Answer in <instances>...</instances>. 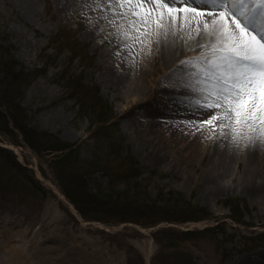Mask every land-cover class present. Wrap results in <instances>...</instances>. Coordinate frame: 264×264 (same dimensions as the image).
Returning a JSON list of instances; mask_svg holds the SVG:
<instances>
[{"label": "rangeland", "instance_id": "374dc122", "mask_svg": "<svg viewBox=\"0 0 264 264\" xmlns=\"http://www.w3.org/2000/svg\"><path fill=\"white\" fill-rule=\"evenodd\" d=\"M83 2L0 0V40L9 44L29 74L13 95L29 124L28 133L51 134L77 147L95 183L104 184L107 177L99 156L116 163L122 153L140 168V176L130 183L136 192L156 197L160 191L167 196L164 191L171 189L175 199L182 195L212 215L171 224L180 229L220 228L216 235L183 238L168 247L153 237L164 222L144 228L131 222L84 220L49 164L60 152L36 153L12 132L10 138L0 134V264H14L10 251L22 242L23 255L33 251L43 256L39 264L52 260L47 249L56 246L66 251L64 264H264V242L256 244L253 238L264 233V194L251 193L264 185V177L249 172L254 160L258 174L264 175L263 139L253 146L249 137L255 133L247 126L229 131L237 150L223 174L221 131L215 124H201L207 117L198 119L194 113L201 110L202 100L176 95L178 83L154 79L166 65L159 57L161 41L118 49L119 39L110 42L106 33L92 31L85 19L88 13L80 8ZM195 30L191 37L181 31L183 53L196 46ZM138 59L145 65L142 75L130 66ZM125 75L136 76L138 89L120 80ZM101 105H108L114 116L107 130L115 141L110 148L103 136V141L93 140L96 131L103 135L102 128L92 124L100 118L95 114L103 110ZM91 146L95 165L86 161L94 155Z\"/></svg>", "mask_w": 264, "mask_h": 264}, {"label": "snow or ice", "instance_id": "6c2138e0", "mask_svg": "<svg viewBox=\"0 0 264 264\" xmlns=\"http://www.w3.org/2000/svg\"><path fill=\"white\" fill-rule=\"evenodd\" d=\"M80 8L98 34L119 39L118 49L195 27L201 51L178 65L176 95L202 93L198 119H207L199 122L225 137L247 126L253 146L264 139V0H84Z\"/></svg>", "mask_w": 264, "mask_h": 264}, {"label": "trees", "instance_id": "16d2710c", "mask_svg": "<svg viewBox=\"0 0 264 264\" xmlns=\"http://www.w3.org/2000/svg\"><path fill=\"white\" fill-rule=\"evenodd\" d=\"M4 44L0 40V48L4 51V53L0 52V133L10 138L11 133L16 132L22 142L36 153L60 151L49 161V164L55 171L53 172L62 186L64 195L84 219L99 220L109 224L130 221L145 227L164 222L165 224L153 231V237L157 243L168 247L177 245L183 238L217 234L214 227L183 230L172 224H166L206 219L212 215L206 208L185 200L182 195L175 199V191L171 189L164 191L167 196L162 195L160 191L156 197L136 192L137 186L130 183L138 179L141 173L140 168L136 165V161L123 156L122 153L117 155L116 163H111L106 156H99L104 173L107 175L104 180V184L108 186L106 188L102 182L93 181L88 173L89 167L85 166V162L78 157L77 147L51 134L46 136L38 132L28 133L29 124L26 123L25 115L18 110L19 102L13 95L19 93L20 84L28 81L29 74L25 66L14 57L9 44H5L6 46ZM101 106L103 110L95 114L100 118L92 124L95 129L102 128L110 148V144L115 141L107 135V130L112 126L107 122L113 118V114L107 110L108 105ZM96 132L97 135L93 140L99 141L98 132L100 131ZM90 148V152L94 155L87 157L86 161L95 165L97 162L94 160L95 150L92 146ZM98 165H100L99 162ZM118 182L121 184L117 187ZM220 225L223 227L222 224ZM253 238L257 239L256 244L263 243L264 233H257L253 235Z\"/></svg>", "mask_w": 264, "mask_h": 264}, {"label": "bare ground", "instance_id": "6f19581e", "mask_svg": "<svg viewBox=\"0 0 264 264\" xmlns=\"http://www.w3.org/2000/svg\"><path fill=\"white\" fill-rule=\"evenodd\" d=\"M195 29V27L191 28V29H185L184 30V34L187 37H191V30ZM93 31V29H92ZM181 33V34H180ZM179 34L172 36L169 35V37L165 40H161L160 42V59L163 61V63H165L166 65H164L163 67H161L159 69V72L157 73V75L154 77V79H165L166 82L170 81L171 83H177V79L178 77L181 75L182 69H178V65H180V62L183 61L185 58L187 57H191V56H195L197 55V53L199 51H201V49L196 48V46L194 48H191L190 50L186 51V53L182 52V47H181V40H179L178 38H180L182 36V32H180ZM195 37H197V30H195L194 33ZM198 39V37H197ZM196 39V40H197ZM202 42L201 45H205L206 44V40L205 39H200ZM197 41L194 42L193 45H196ZM159 48V46H158ZM131 67H134V71L139 75L143 74V69L141 68V66H144V63L141 62L140 59L137 60L136 64H131ZM177 69V71L173 72L172 75H168L170 73V71ZM141 71V72H140ZM103 74V73H102ZM133 76V75H132ZM125 75V76H119L121 81H126L130 83V86L132 84L130 89H132L133 91H135L136 89H138V79L136 78V76L134 75L133 78ZM145 76V75H144ZM164 76V77H163ZM167 76V79L165 78ZM146 78V77H145ZM119 80V79H118ZM182 91V89H179V92ZM168 94H172V88H170V90L168 91ZM185 97V96H184ZM203 94L201 93L200 96H197V98H200L202 100ZM179 98V96H178ZM138 99H133V101L139 100ZM131 103V102H130ZM201 110L199 109H195L194 113L197 116L198 113ZM172 118H167V120L165 121H169ZM173 120V119H172ZM181 120V119H180ZM179 120V121H180ZM163 121V120H162ZM174 121V120H173ZM153 123H157L159 121H152ZM175 122H178L175 120ZM176 125H181V122H178ZM219 134V140L224 142V146H222L221 148V154L223 155V164H222V173L224 174L228 169H229V164H230V160L232 158V156L236 153L237 150V144H236V140L235 138H233V136H231V133H229L226 137L224 136L223 132L218 133ZM264 141V139H263ZM251 155V154H250ZM252 156V155H251ZM249 156V159L250 157ZM253 163V164H252ZM250 163L251 167L249 172L250 173H254V176H263L264 175H259L258 172L260 171L259 168L257 167V165L254 166V163L257 164L258 161H254ZM264 166V165H263ZM253 177V176H251ZM252 194H256V195H260V194H264V185L259 184L258 186H256L254 189L251 190ZM48 246H51L50 244L47 243ZM13 248V247H11ZM24 248H26V245L24 242L20 243L19 248H13L10 251V255L11 258L14 262V264H35V263H40L41 259H42V255H36L33 251L27 255H23L22 252L24 251ZM62 249V251L59 253L58 251H60ZM47 253L50 254L52 256V260H48V264H64L62 262V258H66L67 256L66 251L63 248H59V246H56L54 248H48L47 249ZM53 261V262H52ZM71 263V262H70ZM80 264H86L83 261H81ZM89 264V263H88Z\"/></svg>", "mask_w": 264, "mask_h": 264}]
</instances>
